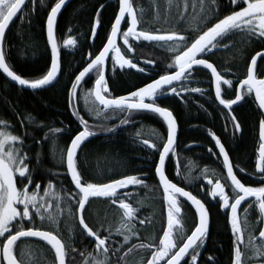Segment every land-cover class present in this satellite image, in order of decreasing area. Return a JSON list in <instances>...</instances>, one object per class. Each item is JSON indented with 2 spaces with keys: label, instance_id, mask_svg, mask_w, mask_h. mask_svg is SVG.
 Instances as JSON below:
<instances>
[{
  "label": "trees",
  "instance_id": "16d2710c",
  "mask_svg": "<svg viewBox=\"0 0 264 264\" xmlns=\"http://www.w3.org/2000/svg\"><path fill=\"white\" fill-rule=\"evenodd\" d=\"M226 2L227 0H216L219 5L218 15L216 9L213 8V15L206 22V26L223 18V12L228 8ZM55 3L56 0H44L43 4L40 0H29L5 35L3 46L6 62L23 78L29 80L39 78L48 71L51 65L46 22L47 15ZM133 3L138 6V9L143 10L139 28L170 31L172 26L176 25V30L185 35L189 42L198 34L194 27L196 22L190 15H186L185 19L193 26H189L188 22L177 23L176 17L178 12L184 8V0H171V3L169 0H133ZM118 9V0L114 2L113 0H72L57 23L56 37L61 58V75L57 84L47 90L36 92L23 90L8 81L0 72V119L8 122L14 134L23 136L24 147L32 156L33 186L39 182L41 194L49 180L62 195L76 192L67 174L66 164L60 159V150L64 149L66 152L71 138L81 130L78 118L72 114L73 110L69 107V89L75 76L89 62V52L98 54L107 42ZM196 10L199 11V4ZM192 11V0H188V13L191 14ZM97 12H99L100 28L95 41L92 42L91 28L97 19ZM165 17L168 19V24L163 22ZM126 29L127 23L122 31ZM69 36L76 40L75 45L65 46L63 44ZM129 40L135 51L128 53L127 48L121 44L122 52L133 58L138 67L146 70L144 72L126 71L117 65L113 68V62L110 59L106 77L112 97L126 95L157 79L160 75L175 70L174 67H168L174 53L156 46L154 42L146 43L142 39L136 42L132 38ZM223 43L227 44V47L213 49L212 51L215 52L211 51L203 58L212 62L226 79L233 81L231 88L222 84V96L226 99H234L235 86L239 79L245 78L251 57L257 51L264 50V40L254 37L246 39L237 32L225 37ZM148 60H154L155 63L148 64L146 63ZM256 71L258 78L264 77V60L260 59ZM95 79V74H90L88 79L82 83V89L78 90V94L80 91L93 88ZM187 85L189 88L199 87L204 92L203 94L181 92L180 96L165 93L157 100V103L168 107L173 112L180 127L178 143L175 146L176 154L171 153L165 165L166 175L173 183L196 195L205 203L210 212L211 227L207 236V244L204 245V255L199 264H233L234 245L228 221L229 212L221 211L219 199L209 195L210 187L200 172L204 168L214 170L216 175L211 176L213 181L217 177L221 178L222 183L226 180L223 157L219 155V149L209 135V130H211L220 138L228 152L237 178L246 186L258 187L264 184L261 173L256 169L260 143L259 122L264 118L263 113L259 111L253 93L245 96L240 106L232 110V114L241 126V131L236 132L229 112L223 109L215 99L212 78L207 69L197 66L192 72L191 79L187 81ZM177 86L179 87L178 84ZM77 108L90 125L102 124L107 127L117 125L112 132L97 130L96 134L85 140L78 150L77 168L83 180L92 183H108L112 179H119L125 175H137L147 182L152 199L149 202L155 204V209L162 211L165 203L162 189L156 178L155 167L159 163V150H162L163 142L167 139V127L163 119L157 114L144 111L134 114L128 124L119 125L123 113L114 116L109 114L110 118L105 121L90 115L82 99L78 100ZM28 116L34 118L32 124L28 123L26 119ZM49 128L62 129L60 133L55 134L54 143L51 134L47 141L43 139ZM144 139L156 143L158 148L147 147L142 142ZM37 140H40L41 144H37ZM38 152L40 153L39 164L36 162ZM241 168L244 171H240ZM137 187L132 185L129 191L133 194L139 193L133 202L136 211H140L149 206L145 203L144 193L147 191ZM226 192L231 197L230 187H226ZM106 199L108 198L90 200L87 204V207L90 205L88 209L86 208L84 215L86 222L94 230L96 229L95 224L104 219L105 212L108 213L107 205H105V211L98 206L99 200L105 202ZM251 201H245L240 208L242 221L245 215L244 208ZM62 202L69 204L74 212L76 205L70 196H65ZM178 202L182 211L185 212V226L193 224L187 231L188 233L197 221L196 212L183 199ZM158 214H160L159 211ZM138 216L137 223L141 219L139 213ZM257 216L258 211L255 208L249 209V222L257 227L256 234L258 235ZM36 224L39 226L37 220ZM25 225L27 226V221ZM71 225L73 228L77 227V216ZM60 229L61 235L68 238L69 231L62 227ZM245 239H247V233H245ZM21 249L25 253V264L55 262L54 250L45 242L34 239L22 240L14 247V254L19 257ZM241 249L244 264H260V261L264 259L252 256L251 251L243 245ZM210 257L212 259H209ZM188 260L190 257L183 264H186Z\"/></svg>",
  "mask_w": 264,
  "mask_h": 264
},
{
  "label": "snow or ice",
  "instance_id": "6c2138e0",
  "mask_svg": "<svg viewBox=\"0 0 264 264\" xmlns=\"http://www.w3.org/2000/svg\"><path fill=\"white\" fill-rule=\"evenodd\" d=\"M43 2L44 0H40L41 4ZM169 3H171V0H169ZM229 3L233 6L231 12L224 15L223 18L217 19L211 26H206V22L213 15V8L216 9L218 15L219 5L216 0H192L193 11L191 14L188 13V0H184V8L178 12L176 20L177 23L188 22L185 18L186 15H190L192 20L196 22L194 27L198 34L189 42L185 35L176 30V25H173L170 31L167 29L148 30L138 28L143 10L138 9L133 0H119V10L115 15L114 23L111 25L107 42L98 54L89 52L90 62L75 76L69 89V107L73 110L72 114L78 118L81 130L71 138L70 144L66 147V152L64 149L60 150V159L62 163H66L67 173L78 192L62 195L61 192L56 190L53 182L49 180L41 194V184L36 182L33 186L32 156L24 147L23 136L14 134L10 130L8 122L0 119V238H3L0 240V253H2L0 264H25L24 250L21 249L18 257L14 254V247L21 238L29 237L40 238L51 245V249L55 252L54 264H66L65 257L69 254V251L75 252L76 250L71 244L66 243L58 233L51 230V228L58 226L60 215L65 210L70 216L76 215L78 217L79 225L83 229L81 234L86 233L88 237H94L97 252L102 253L104 256V259L93 257L91 264H111L108 258L109 253L117 255L121 248L112 249L106 243L110 238L111 229H109L110 234L108 237H102L99 230H94L86 223L85 206L91 198H108L112 204H119L120 209L123 210V215L115 231L123 235L125 244L132 237L138 235L133 224L136 209L124 198H121L118 189L127 188L128 185H144L145 182L137 175H125L119 179H112L108 183H92L84 181L78 171L77 153L84 141L95 135L97 130L112 132L117 127V125L112 127L102 124L90 125L77 108L80 99L83 100L87 112L97 119L102 118L106 121L110 118L109 114L114 116L123 113L119 125L128 124L131 117L141 111L151 112L163 118L167 125V139L163 142L162 150H159V163L155 167V172L159 176V182L163 188V200L167 208V225L166 227L162 225V236L153 238L154 240L158 239V243L144 244L141 242L139 247L155 249L151 252V258L147 259L146 264H161V262H164V264H181L186 256L190 257L186 264H197L200 249L203 247L209 232V210L196 195L186 191L184 187H179L165 175L166 157L169 153L176 154L174 144L177 121L173 112L168 107L161 106L157 103V100L165 93L175 96H180L181 92L203 94V89L199 87L189 88L187 85V81L192 77L193 66L203 65L211 71L215 99L220 105L229 110L236 132L241 131V126L235 115L232 114V106L242 101L245 96L254 93L259 109L264 111V78H258V72L256 71L258 68L257 57L264 60V50L257 51L251 57V63L247 66L245 78L239 79L238 84L235 86L234 99H226L222 96V84L231 88L233 81L226 79L224 75L217 71L213 63L203 58L205 54L210 53L213 49L227 47V44L223 43L225 37L237 32L241 33L246 39L254 37L264 40V0H229ZM24 4L25 0H0V70L19 85L36 90L53 84L60 71L59 45L55 37V22L57 13L65 4V0H56L47 15V40L51 46V65L45 74L32 80L23 78L12 70L6 62L3 46L5 30L18 12L22 11ZM197 4H199L198 12L196 10ZM237 8L239 10H236ZM156 19H159L158 15ZM122 21L127 23L125 31H121ZM163 22L168 24L167 17ZM188 23L189 26H193L190 22ZM99 24V12H97V19L91 28L93 39ZM118 33L122 37L124 45H127L128 53L135 51L129 38L137 41L142 39L143 41L154 42L156 46L174 53L168 67H174L175 70L160 75L157 79L128 92L126 95L112 97L105 77V64L110 54L113 68L119 65L121 68L127 66L130 69H138L140 72L146 70L143 67H138L133 58L127 56L117 46L116 37ZM63 44L65 46L75 45L76 40L69 36L63 41ZM93 55L94 58H92ZM146 63L154 64L155 61L148 60ZM90 74L96 76L94 87L86 91H80L78 94V89H82V81ZM26 119L29 124L34 122V118L31 116L26 117ZM61 131L60 128H49L43 139L47 141L50 138L49 134H51L54 143L55 134ZM209 135L215 141L216 147L219 149V155L223 157L226 180L222 183L221 178L217 177L213 181L211 176L216 175L215 171L207 168L202 169L200 175L207 180L210 186L209 195L213 198L219 197V207L230 209L228 221L233 234V264H244L241 245L250 250L252 256L264 258V184L252 187L242 183L234 173L229 154L220 138L211 130H209ZM259 141L256 169L261 173V179H264V118L259 122ZM142 142L149 148H158V145L149 139H144ZM36 143L41 144V141L37 140ZM39 155L38 152L36 154L37 164L40 163ZM240 171H244V169L241 168ZM210 172L211 175H209ZM228 181H230V184ZM30 186L32 187L30 188ZM226 187L231 188V197L225 191ZM123 195L128 196V193ZM65 196H70L75 202L74 212L71 206L62 207L61 202ZM178 196L186 197L195 207L198 220L194 223L190 234H185L182 230L177 232L176 229V226L181 225V219L177 218V214L181 211ZM248 198L253 199L244 208L245 215L242 221L238 215V208ZM53 200H55V211H53ZM252 208L258 211V235L256 234L257 227L252 226L248 219L249 209ZM37 218L40 221L39 226L36 224ZM25 221H27V226ZM144 223V220H140V224ZM45 224L49 226V229L46 230L43 227ZM245 233H247V239H245ZM134 247L136 245L128 248L127 251L131 252ZM88 255L91 256L92 254L89 253ZM122 259L123 257L118 256L116 264H120ZM68 264H72V261H69ZM85 264H88L87 258ZM260 264H264V259L260 261Z\"/></svg>",
  "mask_w": 264,
  "mask_h": 264
},
{
  "label": "flooded vegetation",
  "instance_id": "af4514ba",
  "mask_svg": "<svg viewBox=\"0 0 264 264\" xmlns=\"http://www.w3.org/2000/svg\"><path fill=\"white\" fill-rule=\"evenodd\" d=\"M226 3H227L226 7H228V8H227V11L223 12L224 15L229 14L233 8V6L230 5L229 0H227ZM236 10H239V9L237 8ZM120 45H121V43H120ZM160 98H162V97H160ZM137 186L141 187L142 190L147 191L146 193H144L146 195L145 203L149 207H145L140 211H136L135 217L133 219V224L135 225V228L138 232V235L132 237L130 239V241L127 242L126 244L123 242V235H121L115 231V229L119 225L120 218L123 215V210L120 209L119 204H112L109 199H106L105 202H101L102 200H99L98 206H100L101 208H103L102 210H104V208L106 209L105 205H107L108 206V213L105 212L104 219H102V221L99 220V222H97L96 224L94 223L95 227H96L95 230H99L102 237H108L110 234L109 229H111L110 238L108 241H106V243H108L112 249L121 248V251L117 255H112L111 253H109L108 258L110 259L111 264H116L118 256L123 257V259L120 260V264H146L147 259L151 258V252L154 251L155 249L154 248H152V249L140 248L139 244L141 242L144 244L158 243V239L154 240L153 238L158 237V236H162L161 227L163 224H164L163 226H165V227L167 225V208H166V205L162 211H161V209H159V210L155 209V207H156L155 204H151V202H149L150 200L152 201V199H151V193H150L149 187L147 185V182H145L144 185H135V187H137ZM131 188H132V185H128L127 188L118 189V192L121 194V198H124L126 200V202L130 203L134 208L135 203L133 202V200L136 197V195L139 193L133 194L132 191H129ZM124 193H128V196H124L123 195ZM180 199H178V200H180ZM95 202H97V201H95ZM154 202H156V201H154ZM100 203H102V204H100ZM89 205H88L87 209L89 208ZM157 210L160 212V214H158ZM138 213L140 214V218H141L140 220L145 221L144 224H140V221H139V223H137L138 217H139ZM184 213L185 212H183L182 208H181L180 213L177 214V218L181 219V225L176 226V229H177V232L182 230L185 234H190L191 231L188 233H187V231L192 227L193 224L189 222L190 223L189 226H187V227L185 226ZM82 232H83V230L79 227V223H78L77 227L75 228V231L72 233L71 232L68 233V238L61 235V238L66 243L71 244V246L73 248H75V250H76L75 252L69 251V254L65 257L66 264H68L69 261H72V264H85L86 258H87L88 264H91L93 257H98L99 259H104L103 254L98 253L96 250L94 238L88 237L87 234L82 235L81 234ZM2 239L3 238H0V240H2ZM206 241H207V239H206ZM18 243H20V242H18ZM206 244H207V242L204 243V245H206ZM133 245H136V247H134L131 252H128L127 251L128 248H132ZM204 245L200 249V254L198 256L199 261H200L202 255H204L203 254L204 248H205ZM81 253H83V255H81ZM89 253H91L92 255L89 256L88 255ZM0 256H2V253H0ZM187 258H188V256L183 260V262ZM199 261L197 262V264H199ZM183 262L181 264H183ZM51 264H54V262L51 261ZM161 264H164V262H161Z\"/></svg>",
  "mask_w": 264,
  "mask_h": 264
},
{
  "label": "water",
  "instance_id": "95a60500",
  "mask_svg": "<svg viewBox=\"0 0 264 264\" xmlns=\"http://www.w3.org/2000/svg\"><path fill=\"white\" fill-rule=\"evenodd\" d=\"M114 1H116V0H113V2ZM29 2V0H25V4L22 6V10L25 8V5L27 4ZM72 2V0H65V4L61 7V9H60V11L57 13V19H56V22H55V37H56V31H57V23H58V21H59V18L61 17V14L65 11V9L70 5V3ZM118 2H119V0H118ZM119 10V9H118ZM22 11H20V12H18V14H17V16L21 13ZM16 19V17H14L13 18V20L9 23V26H8V28L5 30V35H6V33H7V31L9 30V27H10V25L12 24V22L14 21ZM125 24H126V21H122L121 22V31L123 30V28H124V26H125ZM46 26H47V22H46ZM99 28H100V25H98L97 26V32H96V35H95V37H94V39L92 38V42H94L95 41V39H96V37H97V33H98V30H99ZM138 28H139V25H138ZM46 37H47V27H46ZM56 39H57V37H56ZM5 40V39H4ZM136 42H138L137 40H135ZM145 42H147V43H149L148 41H145ZM116 43H117V46L118 47H120V43L121 44H123L124 45V42H123V39H121V36H120V34L118 33V35H117V37H116ZM152 43V42H151ZM3 45H4V42H3ZM48 46H49V48H50V50H51V46L48 44ZM125 47H127V45H124ZM212 52H215V51H212ZM111 57V54H110V56H109V58L106 60V64H105V77L107 76V72H108V64H109V62H110V58ZM261 59V57H257V62H259V60ZM89 62H90V58H89ZM59 63H60V71H59V74H58V77H57V79L55 80V82L53 83V84H51L50 86H46V87H42V88H39V89H36V90H33V89H31V88H28V87H26V86H21V85H19L18 83H16L15 81H12L11 80V78H9V77H7L6 76V74H4L3 72H2V70H0V72L2 73V75L8 80V81H10L11 83H13L14 85H17L18 87H20V88H22L23 90H29V91H33V92H36V91H41V90H47V88H49V87H51V86H54L55 84H57V82L59 81V77H60V75H61V70H62V68H61V58H60V54H59ZM212 63V62H211ZM251 63V62H250ZM214 65V64H213ZM117 66H119V65H117ZM199 66H202V67H204L203 65H199ZM197 66L196 65H194L193 66V69H195ZM119 68H121L120 66H119ZM205 68V67H204ZM124 70H126V71H135V72H139L138 71V69H130V68H128L127 66H125L124 68H123ZM206 69V68H205ZM207 71L210 73V75H211V71L209 70V69H207ZM218 71V70H217ZM88 77H89V75H87L86 76V78H85V80H87L88 79ZM211 78H212V76H211ZM264 78V77H263ZM84 80V81H85ZM106 80H107V77H106ZM84 81H82V83L84 82ZM213 88H214V85H213ZM79 90V89H78ZM214 93H215V91H214ZM253 96H254V100H255V102H256V104H257V106H258V108H259V105H258V102L256 101V99H255V94L253 93ZM217 101V100H216ZM243 101V100H242ZM242 101H239V102H237V104H235V105H233L232 106V110L233 109H235V108H237V107H239L240 106V104H241V102ZM217 103L219 104V102L217 101ZM223 109H225L227 112H229V110L228 109H226V108H224V106H222V105H220ZM102 107V106H101ZM259 111L261 112V113H263V117H264V111H262V110H260L259 109ZM141 112H144V111H141ZM147 112V111H146ZM159 116V115H158ZM160 117V116H159ZM162 118V117H161ZM163 119V118H162ZM177 121V120H176ZM165 123V122H164ZM165 125H166V123H165ZM166 127H167V125H166ZM179 131H180V127L178 126V122H177V132H176V138H175V144H174V148H175V146L177 145V143H178V136H179ZM91 137V136H90ZM89 137V138H90ZM82 146V145H81ZM153 149V148H152ZM79 150V149H78ZM171 153H169V155H170ZM168 155V156H169ZM258 155H259V153H258ZM77 156H78V153H77ZM168 156L166 157V160H165V165H166V163H167V159H168ZM229 159H230V157H229ZM159 160V159H158ZM230 162H231V160H230ZM66 164V163H65ZM66 169H67V167H66ZM226 170V169H225ZM234 173H235V170H234ZM68 174V173H67ZM69 175V174H68ZM165 175H166V170H165ZM167 176V175H166ZM69 177H70V175H69ZM156 178H157V181L159 182V176L156 174ZM239 179V178H238ZM70 181H71V177H70ZM229 183H230V181H229ZM71 184L74 186V188H75V185H74V183L71 181ZM208 184V183H207ZM159 185H160V182H159ZM209 186V185H208ZM160 187H161V189H162V192H163V188H162V186L160 185ZM210 187V186H209ZM75 191L76 192H78V189H76L75 188ZM225 191H226V189H225ZM103 198V197H102ZM102 198H91L90 200H95V199H102ZM183 199L185 202H188L192 207H193V209H194V212H195V207L192 205V203H191V201H189L186 197H181V196H178V199ZM216 198H218L219 199V197H216ZM253 198H248L247 200H252ZM246 200V201H247ZM203 202V201H202ZM245 201H243L242 203H241V205H240V207L238 208V215H239V217H240V208H241V206H242V204L244 203ZM165 203V202H164ZM204 203V202H203ZM85 208H87V204H86V206H85ZM221 211H228V212H230V209H221ZM197 220H198V217H197ZM78 223H79V220H78ZM79 227L82 229V227L79 225ZM210 227H211V222H210V212H209V231H210ZM83 230V229H82ZM86 234V233H85ZM208 235H209V232H208ZM92 238H94V237H92ZM33 239H35V240H39V241H41V242H45L46 244H47V242L46 241H44V240H42V239H40V238H37V237H29V238H21L19 241H17V243L18 242H21L22 240H33ZM94 240H95V238H94ZM205 242H206V240H205ZM50 248H51V245H49V244H47ZM55 253V252H54ZM187 257V256H186ZM185 257V258H186ZM199 261V258L197 259V262ZM183 262V260L181 261V263Z\"/></svg>",
  "mask_w": 264,
  "mask_h": 264
},
{
  "label": "rangeland",
  "instance_id": "374dc122",
  "mask_svg": "<svg viewBox=\"0 0 264 264\" xmlns=\"http://www.w3.org/2000/svg\"><path fill=\"white\" fill-rule=\"evenodd\" d=\"M63 204V205H62ZM53 211H55V200H53ZM61 205L62 207L64 208H67L68 206H70L69 204L67 203H63L61 202ZM22 207V206H21ZM76 220V215H69L68 212L65 210L61 215H60V219H59V224L58 226L56 227H53L51 228V230L55 231L56 233L59 234V236L61 237V234L59 233L60 232V227L64 228V229H67L69 231V233L71 232H74L75 231V228H73V226L71 225V223L73 224L74 221ZM37 222L39 223L40 225V221L39 219L37 218ZM197 222V221H196ZM43 227L47 230L49 229V226L47 224L43 225Z\"/></svg>",
  "mask_w": 264,
  "mask_h": 264
}]
</instances>
